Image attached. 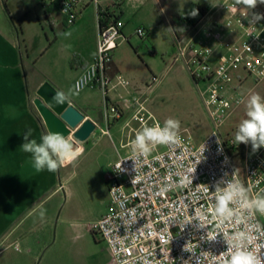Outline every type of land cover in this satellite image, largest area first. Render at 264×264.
Returning a JSON list of instances; mask_svg holds the SVG:
<instances>
[{
  "label": "built area",
  "instance_id": "2783aa9c",
  "mask_svg": "<svg viewBox=\"0 0 264 264\" xmlns=\"http://www.w3.org/2000/svg\"><path fill=\"white\" fill-rule=\"evenodd\" d=\"M89 4L101 21L97 50L73 81V89L98 90L106 110L117 117L120 110L108 103V93L126 84L121 78L114 83L111 76L113 52L125 39L117 4L109 10L101 9L98 0L42 1L45 12L56 11L67 26L76 23ZM254 13L264 15V4L249 9L224 0L204 15L182 18L172 30L176 59L183 60L196 83L208 85L203 105L211 131L197 145L187 131L178 133L174 144L149 143L151 151L134 160L132 143L131 153L112 165L105 180L110 210L91 227L106 243L111 264H223L221 254L230 242L236 243L232 237L237 233L245 234V249L264 261V213L237 199L229 205L235 213L230 220L214 216L216 196L229 182L241 183L249 200L264 196V147L254 153L251 144L238 145L234 137L222 135L227 119L245 100L228 95L244 81L240 73L255 83L264 80V19L250 23ZM136 34L144 39L148 35L143 28ZM209 41L225 50L214 69L209 65ZM141 112L143 107L135 119ZM139 120L144 125L148 118ZM156 125L163 127L155 121L151 127ZM240 145L242 174L231 154Z\"/></svg>",
  "mask_w": 264,
  "mask_h": 264
},
{
  "label": "rangeland",
  "instance_id": "374dc122",
  "mask_svg": "<svg viewBox=\"0 0 264 264\" xmlns=\"http://www.w3.org/2000/svg\"><path fill=\"white\" fill-rule=\"evenodd\" d=\"M42 1L1 0L31 103L37 88L31 86L29 90V86L41 80L71 87L76 64L85 60L92 49L97 50L98 43L92 8L84 9L79 21L67 26L56 11L47 14ZM107 1L115 4L123 0ZM124 1L125 39L113 54L126 84L108 93L111 105L117 102L119 110L122 104L126 106L124 115L117 118L106 110L99 91L71 90L69 97L89 103L87 113L97 128L86 141L84 152L60 169L57 195L49 200L40 196L37 204L23 210H3L0 206V264H111L106 243L91 227L110 210L106 176L120 157L131 153L127 143L144 126L151 127L154 121L164 125L169 118L179 120L178 133L187 131L195 145L211 131L203 105L208 85L196 83L182 59L174 61L177 52L170 22L178 16H192L197 4L212 7L224 0ZM139 28L147 32L145 39L136 34ZM208 47L209 65L214 69L225 50L212 41ZM240 76L244 81L228 95L245 100L227 119L224 137H234L240 122L247 118L251 95L264 98V80L255 83L248 74L241 72ZM140 107L143 112L135 119L133 113ZM142 116L148 118L144 125L139 120ZM233 160L242 174L239 158L233 156Z\"/></svg>",
  "mask_w": 264,
  "mask_h": 264
},
{
  "label": "crops",
  "instance_id": "0c3cea01",
  "mask_svg": "<svg viewBox=\"0 0 264 264\" xmlns=\"http://www.w3.org/2000/svg\"><path fill=\"white\" fill-rule=\"evenodd\" d=\"M131 1L127 0V3ZM98 2L101 9H113L110 5L114 4V2L107 0H98ZM115 4H117V10L123 20L125 1L116 2ZM90 8L93 9L98 29L97 10L91 4L87 5L85 9L87 11ZM3 10L0 0V206H2L3 210L7 207L13 210H23L27 206L37 204L36 202L40 196H45V200H49L58 194L60 188L58 186V175L62 167L58 168L56 172H49L46 169L37 171L32 155L24 152L20 147L24 143V134L29 130L32 132L30 139H36L37 142H40V138L47 134V131L37 111L32 106L28 87L25 86V81L23 80L17 49L12 40L11 26ZM81 16L82 14L79 19ZM125 26L124 23L123 35ZM95 50L96 47L86 56L85 60L76 64L75 75L70 79L71 87L53 85L59 92L64 94L75 108L94 123L96 121L87 113L89 103L86 100L71 98L68 94H70L71 90H74L73 81L80 75L81 70L93 60L96 53ZM174 61L176 62L177 59L175 58ZM111 76L114 83L117 78L125 80L119 69V61L115 59L114 54ZM44 81L41 80L34 85H30L29 90L31 86L38 88ZM134 86L136 87V85ZM125 89L126 91L127 89L129 90V88ZM88 90L98 91L96 89ZM118 97L119 99L122 98L121 95H118ZM115 104L118 108L119 104L117 102ZM124 107L126 108L122 104L120 108L122 111H120V115L117 118H121L124 115ZM137 110L134 111L133 115ZM126 124L128 125V123ZM107 133L110 134L109 131ZM134 140L127 144L131 145ZM85 145L86 142L77 146L83 148L84 152ZM42 202L38 203V205Z\"/></svg>",
  "mask_w": 264,
  "mask_h": 264
},
{
  "label": "clouds",
  "instance_id": "9594fccd",
  "mask_svg": "<svg viewBox=\"0 0 264 264\" xmlns=\"http://www.w3.org/2000/svg\"><path fill=\"white\" fill-rule=\"evenodd\" d=\"M235 2L249 9H254L258 3L264 4V0H235ZM191 15L196 16L197 11L193 10ZM261 19H264V15L254 13L249 22L256 23ZM56 99L63 102L66 97L63 93H58ZM246 108L247 118L240 122L234 134V141L238 145L251 144L252 151L255 153L264 147V98L259 94L251 95ZM179 128V120L172 118L167 119L163 127L159 125L144 126L141 131L137 132L133 141L134 155L132 159L134 160L140 155H147L151 151L149 143L152 145L177 143ZM31 135V130L24 134V143L20 147L24 152L32 155L37 171L46 169L49 172H56L58 168L72 163L83 153V148L77 146L71 136L65 137L61 133L49 132L40 138V142H37L36 139H30ZM117 167L120 166L117 165ZM237 199H242L246 207L264 213V197L249 200L246 197V189L241 183L229 182L225 190L216 196L214 216L221 222L230 220L235 213L229 205L236 202ZM43 214L41 212V216ZM215 238L212 237V240ZM245 239L244 233H237L232 237L236 243L230 242L227 251L221 254L223 264H264L260 257L245 249Z\"/></svg>",
  "mask_w": 264,
  "mask_h": 264
},
{
  "label": "water",
  "instance_id": "95a60500",
  "mask_svg": "<svg viewBox=\"0 0 264 264\" xmlns=\"http://www.w3.org/2000/svg\"><path fill=\"white\" fill-rule=\"evenodd\" d=\"M59 92L51 83L44 81L36 90L32 104L37 111L47 133H61L71 136L79 145L86 142L97 128V124L86 118L66 98L59 102Z\"/></svg>",
  "mask_w": 264,
  "mask_h": 264
},
{
  "label": "trees",
  "instance_id": "16d2710c",
  "mask_svg": "<svg viewBox=\"0 0 264 264\" xmlns=\"http://www.w3.org/2000/svg\"><path fill=\"white\" fill-rule=\"evenodd\" d=\"M208 8L209 7L205 6V5H196V10H197L198 14H200V15H204L206 13V11L208 10ZM188 16L189 15L178 16L175 21H171L170 25H171V29L173 30V32L178 28V25H179L181 19L184 17H188ZM100 23H101V21L98 24L100 25ZM108 103H110L109 100H108ZM242 148H243V146L240 145L238 147L233 148L232 152H231L232 157L237 156L239 158V161L241 164L243 162V151H242L243 149Z\"/></svg>",
  "mask_w": 264,
  "mask_h": 264
}]
</instances>
